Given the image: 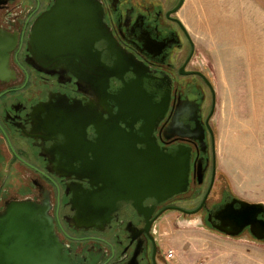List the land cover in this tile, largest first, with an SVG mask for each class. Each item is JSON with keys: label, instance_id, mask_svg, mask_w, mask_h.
I'll return each mask as SVG.
<instances>
[{"label": "flooded vegetation", "instance_id": "1", "mask_svg": "<svg viewBox=\"0 0 264 264\" xmlns=\"http://www.w3.org/2000/svg\"><path fill=\"white\" fill-rule=\"evenodd\" d=\"M91 2L94 16L91 8L79 22L96 29L99 10L100 37L62 39L84 50L45 72L33 65L30 46L34 24L56 0H0V216L17 204L44 207L59 264H171L157 231L163 217L196 218L230 238L212 228L214 216L243 200L217 168V93L197 60L186 0ZM179 148L190 154L184 193L165 201L126 195L124 184H133L122 179L134 178L141 157L155 163L158 153ZM98 157L107 160L110 195L126 196L94 207L85 225L76 197L97 189L84 174ZM7 226L0 223V237ZM241 236L264 243L249 228Z\"/></svg>", "mask_w": 264, "mask_h": 264}, {"label": "rangeland", "instance_id": "2", "mask_svg": "<svg viewBox=\"0 0 264 264\" xmlns=\"http://www.w3.org/2000/svg\"><path fill=\"white\" fill-rule=\"evenodd\" d=\"M194 1L186 0L187 15ZM227 2L235 18L239 7L247 10L245 28L252 32L250 40L245 47H240L234 30L229 32L224 27H216L215 20L211 24L206 20L215 28L216 38L208 39V35L200 32V39H194L198 45L197 60L208 72L217 93L219 176L229 184L234 195L249 203H264V0ZM209 3L211 17L222 14L224 0ZM209 3L205 2L204 8L200 3L204 19ZM244 51H248L247 56H242ZM157 231L163 249L173 252L171 264H264V243L244 236L221 237L199 225L196 218L167 214Z\"/></svg>", "mask_w": 264, "mask_h": 264}, {"label": "water", "instance_id": "3", "mask_svg": "<svg viewBox=\"0 0 264 264\" xmlns=\"http://www.w3.org/2000/svg\"><path fill=\"white\" fill-rule=\"evenodd\" d=\"M92 0H56L51 10L42 15L33 27V43L30 52L33 54V65L40 71L52 72L62 63L69 66L72 60L69 54H74L84 46L62 43V39H79L84 32L97 31V38L102 33L99 10L97 28L80 25V20L92 15L96 9ZM90 8V9H89ZM97 66L102 65L97 59ZM103 133V134H102ZM101 135H104V130ZM100 139V138H99ZM106 157L96 158V163L89 165L90 174L84 177L90 179L92 186L97 189L91 192H82L76 199L81 200L78 222L87 225L90 223V214L94 207L101 209L111 199L114 204L126 195L155 197L165 201L187 190L190 172V154L184 148L169 153H158L154 157L140 158L134 169V178L122 179L125 196L114 197L109 188ZM132 172V173H133ZM94 180V181H93ZM100 185V186H99ZM128 193V194H127ZM111 197V198H110ZM113 198V199H112ZM96 200V204L94 205ZM240 208L233 211L226 207L218 211L214 218L219 225L212 228L230 238L241 235L244 229L249 228L250 234L258 241H264V221H258L257 216L264 212V203H249L236 199ZM197 211L188 213L195 214ZM187 213V212H185ZM0 223L8 224L4 235L0 237V264H59L58 253L60 244L55 235L53 220L48 217L44 207L35 204H17L9 208L0 216ZM66 264V262H64ZM62 264V263H60Z\"/></svg>", "mask_w": 264, "mask_h": 264}, {"label": "crops", "instance_id": "4", "mask_svg": "<svg viewBox=\"0 0 264 264\" xmlns=\"http://www.w3.org/2000/svg\"><path fill=\"white\" fill-rule=\"evenodd\" d=\"M210 0H195L193 7L191 9V11L189 12V15H187L185 13V23L187 25V28L189 30V32L192 34L193 38L195 40L200 39V32H202L203 34H205L206 36L208 35V39H210L211 36H214L216 38L215 32L216 30H214L215 28H212V25H208L206 23V20L209 21V24H211V20L215 22V26L216 27H224L226 28V30H230L231 31H235L236 33V41H238V43H240V47L241 46H246L247 41L250 40L251 36H252V32L250 33V29L245 28L246 24V16L248 15L247 10H242L240 7L237 8L235 7V9H237L239 11L238 14V18H235V16H233V13L229 12L230 8V3L227 2V0H224V6L221 8V13L219 14V16L216 18V16L211 17L209 15V8H211ZM202 2V6L203 8L205 7L204 3H209L208 6H206V19H204V15L205 12H202V10L199 9V7L201 6ZM211 13V12H210ZM252 12H250V16H251ZM243 26V27H240ZM239 26V27H238ZM256 28V25H254ZM254 28V31L255 30ZM248 32V34H247ZM203 36V35H202ZM230 37V36H229ZM219 38V37H218ZM198 41V40H197ZM197 45V43H196ZM198 46V45H197ZM216 46L218 47V40L216 39ZM220 46V45H219ZM218 53H219V49H218ZM242 56H247L248 55V51H244L242 53ZM219 57V55H218ZM220 60V58H219ZM221 62V60L219 61ZM224 68V67H223ZM224 73L226 74V71L224 69Z\"/></svg>", "mask_w": 264, "mask_h": 264}, {"label": "built area", "instance_id": "5", "mask_svg": "<svg viewBox=\"0 0 264 264\" xmlns=\"http://www.w3.org/2000/svg\"><path fill=\"white\" fill-rule=\"evenodd\" d=\"M172 256H173V252H169L167 257H168L169 259H171Z\"/></svg>", "mask_w": 264, "mask_h": 264}]
</instances>
